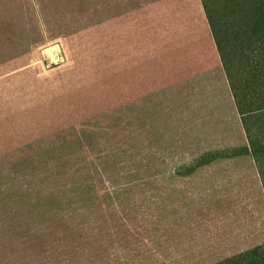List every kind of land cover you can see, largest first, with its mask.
<instances>
[{"label": "crops", "instance_id": "crops-1", "mask_svg": "<svg viewBox=\"0 0 264 264\" xmlns=\"http://www.w3.org/2000/svg\"><path fill=\"white\" fill-rule=\"evenodd\" d=\"M186 1L202 50L186 67L188 86L182 70L177 102L131 106L132 167L58 217L42 95L28 88L27 53L0 24V264H217L264 245L251 154L178 172L249 145L201 0Z\"/></svg>", "mask_w": 264, "mask_h": 264}, {"label": "rangeland", "instance_id": "rangeland-1", "mask_svg": "<svg viewBox=\"0 0 264 264\" xmlns=\"http://www.w3.org/2000/svg\"><path fill=\"white\" fill-rule=\"evenodd\" d=\"M226 1L224 9L214 0L218 20L245 30L242 39L231 36L232 45L264 42V0L252 14L238 10L240 0ZM187 6L186 0H0V24L9 26L12 47L27 53V86L42 95L43 136L54 140V159L44 160L54 170V217L98 199L100 186L120 182L132 167V105L177 102L182 70L188 86L186 67L202 50ZM53 51L62 59L48 65ZM236 65L245 66L240 58Z\"/></svg>", "mask_w": 264, "mask_h": 264}, {"label": "trees", "instance_id": "trees-1", "mask_svg": "<svg viewBox=\"0 0 264 264\" xmlns=\"http://www.w3.org/2000/svg\"><path fill=\"white\" fill-rule=\"evenodd\" d=\"M220 1H222L224 9L230 8L229 2L226 0ZM201 3L249 145L248 147L206 153L194 159L185 169L178 170V172H190L197 166L210 162L218 156L247 153L253 156L264 187V42H255L251 45L240 42L232 45L230 42L231 36L234 39H242L245 30L241 26L233 30L221 23L217 17L214 0H201ZM261 4L259 0H240L234 3L242 13L251 14L256 12ZM238 56L241 63L245 65L243 69L236 65V60L239 59H236ZM238 65L240 66V64ZM217 264H264V245L225 259Z\"/></svg>", "mask_w": 264, "mask_h": 264}, {"label": "built area", "instance_id": "built-area-1", "mask_svg": "<svg viewBox=\"0 0 264 264\" xmlns=\"http://www.w3.org/2000/svg\"><path fill=\"white\" fill-rule=\"evenodd\" d=\"M62 56L59 51H53L45 57V60L48 62V65L57 64L61 61Z\"/></svg>", "mask_w": 264, "mask_h": 264}]
</instances>
